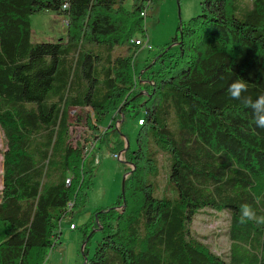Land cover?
I'll return each mask as SVG.
<instances>
[{
    "label": "trees",
    "instance_id": "16d2710c",
    "mask_svg": "<svg viewBox=\"0 0 264 264\" xmlns=\"http://www.w3.org/2000/svg\"><path fill=\"white\" fill-rule=\"evenodd\" d=\"M152 1L0 0V264H44L86 202L87 146L109 140L132 167L123 194L79 225L83 264H264V225L239 223L244 203L264 215V128L227 91L242 78V95L264 93V0H200L136 78L133 35ZM43 11L66 17L65 39L31 41L30 16ZM70 108H88L85 134L74 137ZM140 112L134 148L111 138L118 115ZM161 155L171 193L157 195ZM202 210L229 215L227 253L192 230Z\"/></svg>",
    "mask_w": 264,
    "mask_h": 264
},
{
    "label": "rangeland",
    "instance_id": "374dc122",
    "mask_svg": "<svg viewBox=\"0 0 264 264\" xmlns=\"http://www.w3.org/2000/svg\"><path fill=\"white\" fill-rule=\"evenodd\" d=\"M245 1V0H240ZM200 0H153L143 14L144 31H136L133 35L135 39L147 40L152 46L147 49L143 44L139 46L133 55V72L135 77H140L143 70H149L156 67L153 55L160 46L169 42L175 34H179V24L187 22L190 17L196 15L200 9ZM243 4L236 6V15L242 16L244 13ZM129 6V0L126 2ZM31 41H50L58 38L65 39L66 17L52 11H43L30 16ZM172 46H175L173 43ZM167 48L169 46H166ZM143 79V76L141 75ZM138 88V86H136ZM144 95V94H143ZM88 112V108H70L69 120L75 129L74 137L79 134H85L86 127L82 118ZM78 117L81 119L77 121ZM141 112L137 116L126 113L115 121L114 125L117 131L111 138L119 137L123 146H135V135L137 130V120L140 119ZM111 118L107 116L100 121L99 129L105 132L109 126ZM112 133V131H109ZM109 144V145H108ZM95 143L87 146L84 167L92 169V184L87 189V199L83 207L74 212L73 217L64 218L60 223L61 234L56 244L48 251L44 264H76L80 263L82 258V239L83 231L80 229L79 221L90 219V215L96 209L102 210L113 204L117 195L121 192V185L124 173H128L132 165L126 162L125 152L122 150L121 158H114L111 154L121 151L117 145L109 140V143ZM5 149L4 135L0 127V190L2 187L3 170V152ZM165 158L161 155L159 159V187L155 194L171 193L170 186L165 184ZM167 169V168H166ZM126 170V171H125ZM228 214L225 211L214 212L211 210H202L198 213L193 222L192 230L201 235V238L210 248L218 253L225 254L228 251L229 241L225 234L228 227ZM74 223L75 229H69V224ZM83 223V222H82ZM91 236H90V235ZM86 253L90 255L93 251L96 240L99 238V232L92 229L88 232ZM83 262V260H82ZM82 262L80 264H82Z\"/></svg>",
    "mask_w": 264,
    "mask_h": 264
},
{
    "label": "clouds",
    "instance_id": "9594fccd",
    "mask_svg": "<svg viewBox=\"0 0 264 264\" xmlns=\"http://www.w3.org/2000/svg\"><path fill=\"white\" fill-rule=\"evenodd\" d=\"M227 91L232 99L239 100L243 106L251 108L255 125L264 128V93L255 99L250 95H242L248 91V83L242 78L233 80ZM249 221H253L257 225H264V215H257L250 204L244 203L240 206L239 223L246 224Z\"/></svg>",
    "mask_w": 264,
    "mask_h": 264
},
{
    "label": "built area",
    "instance_id": "2783aa9c",
    "mask_svg": "<svg viewBox=\"0 0 264 264\" xmlns=\"http://www.w3.org/2000/svg\"><path fill=\"white\" fill-rule=\"evenodd\" d=\"M145 13V10H143L142 12H141V14L143 15ZM135 43L136 44H143L147 49H151L152 48V46L150 45V44H148L147 43V40H145L144 42H143V39H141V41L139 42V40L137 39V40H135ZM142 121H143V119H142V117L140 118V119H138L137 120V124H141L142 123ZM114 158H121V152L119 151V152H116V153H112L111 154ZM75 227V224L74 223H70L69 224V228H74Z\"/></svg>",
    "mask_w": 264,
    "mask_h": 264
},
{
    "label": "crops",
    "instance_id": "0c3cea01",
    "mask_svg": "<svg viewBox=\"0 0 264 264\" xmlns=\"http://www.w3.org/2000/svg\"><path fill=\"white\" fill-rule=\"evenodd\" d=\"M139 76H140V75H139ZM140 77H141V76H140ZM121 151H122V150H121ZM84 218H85V217L82 216V219L79 221V223L84 222V220H83ZM69 229L73 230V229H75V228H69ZM82 260H83V259L81 258V259H80V263L82 262ZM78 262H79V260H78ZM78 262H76V264H80V263H78ZM82 263H83V262H82Z\"/></svg>",
    "mask_w": 264,
    "mask_h": 264
},
{
    "label": "water",
    "instance_id": "95a60500",
    "mask_svg": "<svg viewBox=\"0 0 264 264\" xmlns=\"http://www.w3.org/2000/svg\"><path fill=\"white\" fill-rule=\"evenodd\" d=\"M128 173L126 172V173H124V176H123V178L127 175ZM121 193L123 194V180H122V185H121ZM84 243V242H83ZM83 264V263H82Z\"/></svg>",
    "mask_w": 264,
    "mask_h": 264
},
{
    "label": "flooded vegetation",
    "instance_id": "af4514ba",
    "mask_svg": "<svg viewBox=\"0 0 264 264\" xmlns=\"http://www.w3.org/2000/svg\"><path fill=\"white\" fill-rule=\"evenodd\" d=\"M120 152H122V151H120Z\"/></svg>",
    "mask_w": 264,
    "mask_h": 264
}]
</instances>
